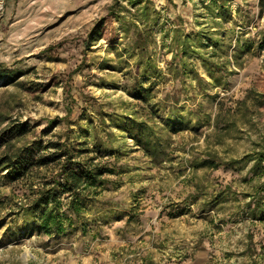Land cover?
<instances>
[{"label":"rangeland","instance_id":"rangeland-1","mask_svg":"<svg viewBox=\"0 0 264 264\" xmlns=\"http://www.w3.org/2000/svg\"><path fill=\"white\" fill-rule=\"evenodd\" d=\"M113 1L0 0V70L16 71L0 78V131L26 126L7 147L64 141L81 165L112 169L81 227L61 234L22 214L58 160L18 179L1 171L0 264H264V160L252 156L264 151V0H154L156 20L137 22L153 37L138 65L134 28L114 18L88 36ZM117 1L127 18L138 7ZM137 84L149 100L131 94ZM134 119L156 152L121 128ZM209 150L223 164H203Z\"/></svg>","mask_w":264,"mask_h":264},{"label":"trees","instance_id":"trees-1","mask_svg":"<svg viewBox=\"0 0 264 264\" xmlns=\"http://www.w3.org/2000/svg\"><path fill=\"white\" fill-rule=\"evenodd\" d=\"M154 0H131L132 5L138 7L135 9V13H131L128 18L121 14V11L126 8L124 5H120L117 0H114L107 9V13L98 22H96L90 29L88 36L92 39L96 34L102 31V26L107 20L117 19L121 23V28L124 33H127L130 29L133 30V35L128 41L129 48L135 51L139 56L138 63H141L148 52V48L152 41V31L149 28H140L137 22H150L156 20V12L152 8ZM128 10V9H126ZM131 27V28H130ZM113 42V41H112ZM186 39L182 40L181 53H185L189 48ZM53 49V45H49L42 50L44 53H48ZM202 60L207 66V70L210 74L213 71L221 72L222 67L219 63L209 66L207 58L202 55ZM151 71V70H149ZM16 72V71H15ZM13 71L0 70V78L15 79L16 74ZM151 72H154L153 70ZM7 73V74H6ZM228 75L231 72H227ZM150 87H142L141 84L133 86L131 94L137 96L136 98L143 101H147L150 98ZM69 88L66 89V92ZM71 113V108L67 109L66 114L62 117L68 122V116ZM25 125L18 123L12 128L15 131H0V172L6 171L7 177L12 179H18L25 174L30 173L41 166H47L50 162L56 161L59 163L60 171L57 177L52 176L47 179L49 187L42 188L39 191V196L29 203L22 210L23 217L26 223L34 222L35 229L42 230L48 234H61L68 230L73 223L81 225V217L83 214V208L85 210L86 203H94L97 201L96 187L101 186L107 182V178L104 176L107 173L112 172L105 165L93 163V157L90 158V162L87 159L81 165L79 161L74 159L78 154L77 150L68 146L64 141H50L46 144H42L40 139H34L29 143L23 144L15 149H11L8 145V136L13 132L21 134L26 131ZM121 128L131 137L137 145H140L145 151L150 153L156 152L157 148L152 143L157 144L158 140L152 137V132L149 131V127L142 121L136 119L126 121ZM152 144V145H151ZM4 146V149L1 148ZM54 147L55 151L43 153L41 149H47ZM83 151H80L82 153ZM84 152H88V147L84 146ZM207 158L204 159L203 164L209 167H217L223 164L220 161V157L214 151H207ZM253 158L258 161L264 160V151H258ZM87 160V161H86ZM262 191H264V185H262ZM81 190H84V198L81 197ZM59 194L70 195V198L63 205L60 200ZM61 207H64L62 210ZM88 226L87 220L84 217V228ZM18 236L15 233L10 236V240H14Z\"/></svg>","mask_w":264,"mask_h":264}]
</instances>
